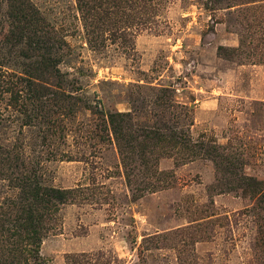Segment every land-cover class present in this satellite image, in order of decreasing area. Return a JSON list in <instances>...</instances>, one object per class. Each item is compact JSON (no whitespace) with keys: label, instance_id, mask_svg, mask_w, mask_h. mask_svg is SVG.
<instances>
[{"label":"rangeland","instance_id":"1","mask_svg":"<svg viewBox=\"0 0 264 264\" xmlns=\"http://www.w3.org/2000/svg\"><path fill=\"white\" fill-rule=\"evenodd\" d=\"M0 264H264V0H0Z\"/></svg>","mask_w":264,"mask_h":264}]
</instances>
